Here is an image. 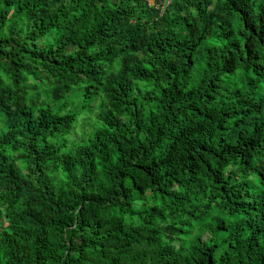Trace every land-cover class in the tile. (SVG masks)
<instances>
[{
  "label": "trees",
  "instance_id": "1",
  "mask_svg": "<svg viewBox=\"0 0 264 264\" xmlns=\"http://www.w3.org/2000/svg\"><path fill=\"white\" fill-rule=\"evenodd\" d=\"M0 264H264V0H0Z\"/></svg>",
  "mask_w": 264,
  "mask_h": 264
},
{
  "label": "rangeland",
  "instance_id": "2",
  "mask_svg": "<svg viewBox=\"0 0 264 264\" xmlns=\"http://www.w3.org/2000/svg\"><path fill=\"white\" fill-rule=\"evenodd\" d=\"M149 2H151V1H149ZM76 128H78V124L76 125ZM206 235V234H205Z\"/></svg>",
  "mask_w": 264,
  "mask_h": 264
}]
</instances>
